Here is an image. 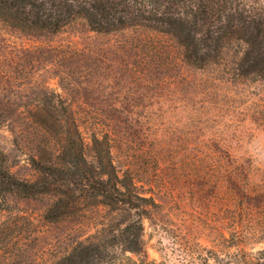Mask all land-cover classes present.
I'll list each match as a JSON object with an SVG mask.
<instances>
[{
  "label": "trees",
  "instance_id": "obj_1",
  "mask_svg": "<svg viewBox=\"0 0 264 264\" xmlns=\"http://www.w3.org/2000/svg\"><path fill=\"white\" fill-rule=\"evenodd\" d=\"M146 78L167 88V104L185 107L208 93L199 88L264 83V0H0V211L13 198L42 195L50 198L49 220L88 194L133 206L136 164L120 172L113 151L131 150L137 110L116 103L123 92L132 99L131 83ZM209 149L224 174L226 137ZM19 159L31 176L13 171ZM241 167L236 161L228 173L235 197L247 196ZM5 246L1 237L2 259ZM107 246L90 234L51 264H104Z\"/></svg>",
  "mask_w": 264,
  "mask_h": 264
},
{
  "label": "rangeland",
  "instance_id": "obj_2",
  "mask_svg": "<svg viewBox=\"0 0 264 264\" xmlns=\"http://www.w3.org/2000/svg\"><path fill=\"white\" fill-rule=\"evenodd\" d=\"M153 87L151 79L135 81L132 99L123 92L116 103L137 110L131 150L113 151L120 172L136 164L134 205L120 200L112 206L88 194L71 213L49 220V197L13 198L0 211L6 243L0 264H51L90 234L108 244L104 264H242L251 257L264 264V83L199 88L208 93L187 107L177 99L167 104V88ZM82 128L91 161L89 131L85 123ZM221 137L229 152L219 175L210 162L217 151L209 148ZM167 140L174 141L171 153ZM236 161L242 165L241 189L253 196L250 204L230 188L228 173ZM13 171L33 174L22 159Z\"/></svg>",
  "mask_w": 264,
  "mask_h": 264
}]
</instances>
